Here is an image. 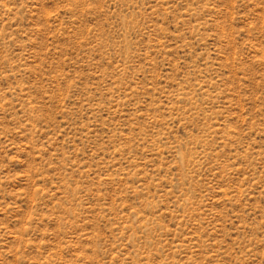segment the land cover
<instances>
[{"label":"rangeland","instance_id":"374dc122","mask_svg":"<svg viewBox=\"0 0 264 264\" xmlns=\"http://www.w3.org/2000/svg\"><path fill=\"white\" fill-rule=\"evenodd\" d=\"M0 264H264V0H0Z\"/></svg>","mask_w":264,"mask_h":264}]
</instances>
